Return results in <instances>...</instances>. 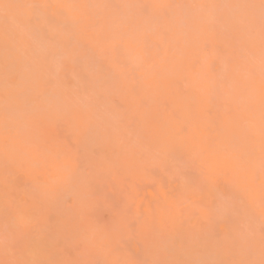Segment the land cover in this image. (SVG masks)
I'll list each match as a JSON object with an SVG mask.
<instances>
[{"label": "bare ground", "instance_id": "obj_1", "mask_svg": "<svg viewBox=\"0 0 264 264\" xmlns=\"http://www.w3.org/2000/svg\"><path fill=\"white\" fill-rule=\"evenodd\" d=\"M15 1L17 0H11V2ZM43 1L44 3L52 4L101 2L102 4H114V2L110 3L109 0ZM224 1L227 2L226 4H229L234 3L236 0H179L180 5H183L182 3L184 2H191L193 4H224ZM122 3L172 5L170 0H118L117 2V4ZM229 10L221 9L212 14H203L199 10L187 11L179 8L172 10L160 9L158 10L162 14L160 27L166 31L167 43L159 46L156 44V37L153 36L154 46L147 54H144L134 44H129L122 51H118L119 53L122 52V58L124 57L126 60L118 58L121 56L120 54H118L120 56L116 57V51H113L104 41L96 39L95 30L87 22H82L77 25L74 34L68 35L59 27L60 23L63 22V18L58 17L55 22H50L47 19L50 10H45V15L43 14L42 16L46 18L43 17V20L36 19L29 22L32 30L41 33L43 36L42 46L27 42L18 54L6 62L3 51V29L5 27V21L0 16V126H2V118L6 106L11 109L20 128L27 129L25 131L23 130L24 133H33V130L37 132L40 126V132H44L43 134L46 136L47 134L49 136L51 135V138H53L56 134V130H54L56 129V123L57 126L59 124L58 129L60 126L63 128V125H65L64 130L66 128L69 130H66L64 136L67 134V131L71 135L76 133L75 136L78 137L76 139L78 142L76 143H79V145V139L81 141V139L83 140L86 137L85 139L88 140L86 143L91 148L89 146H86L88 147L86 148L84 145L86 143L81 141V147H78L79 145L77 144L78 150H81V153L76 152L77 148H75V151L72 149L68 150L70 144L67 145V142L62 138L61 140L63 141L59 140L61 141V146L64 145V148L66 147L65 149L73 158L75 157V152L77 154L80 153L84 160H87L88 163L91 162L92 167L103 168V171L97 175L101 176V174H104V178H106V174L111 175L115 182L114 184H116L119 176L123 177L124 175H128L127 170L121 167V162L125 156L139 153L149 142L154 141L162 124L170 122L174 125L188 124L190 126V132L186 141L175 149L176 158L166 170L162 169L163 172L173 175L171 177L175 178L176 187L174 189L169 187L168 190L161 191V194L159 192L157 203L149 204L144 211V215L151 216L154 213L157 215L165 214L170 209L174 214L176 226L169 229L164 239L154 244L148 243L139 230H136V234H134L141 243L140 246L142 245L145 248V253L141 257L142 261H145L147 258L148 260L146 262L148 264H151L154 260H170L179 261L182 264L184 262H187V264H198L201 261H230L243 258V249L248 235L247 228L244 225L247 222L243 223L245 219L235 214L233 217L236 216L235 218L238 219L237 223L235 222L238 225L235 226L234 223L231 225L228 219H226L227 217L223 219L221 215H224L223 212H227V214L231 212L233 214V211L236 210L242 213V210H245V208L242 205H236L235 208L230 209L220 201L219 197L221 195H238L241 188V184L238 182L242 183L245 180L248 182V178L244 175L235 185L233 184L231 186L229 184L230 177L236 173V168L227 159H223L220 166L214 167L211 172H205L202 175L200 174V176H195L191 181L184 178L179 172L176 173L177 171L174 170L186 161L189 152L204 149L207 152H215L221 158H224L226 151L233 144L241 148L246 144L244 122L248 118V108L252 100L247 90L246 72L243 73L245 68L238 58V50L234 49L235 45L231 43L232 41H236L233 37H237V35L239 38L246 36L242 35L241 31L239 33L235 31L237 29L236 20L230 14L232 12L236 14V12L233 10L230 12ZM100 12L102 14H111L112 10L102 9ZM25 14V9H18L14 12V15L20 23H25ZM119 14L127 18V26L129 28H147L152 24V21L136 16L132 9H122ZM201 15H206L204 21L197 19ZM210 24H214L216 29L214 47H209L206 53H201L195 43V38L197 35L203 34L204 30ZM224 27L231 29L228 31V35L230 36L228 42L223 37ZM216 49L226 54L223 61L216 59ZM67 51L71 52V56L66 54ZM252 52L255 55H259V45H255ZM203 55L208 57L207 64L210 67L208 69V79L202 77L203 69L200 65H197L195 69L192 67L193 60L197 56ZM87 56L91 57L96 67H85V65L91 62ZM56 57L59 61L64 59L61 61V64L63 63L61 66L62 69L67 66L68 62L69 67L72 63L71 69H69L70 71H62L63 74L62 72L60 73V70L58 74V71H55L56 68L54 67ZM116 58L120 59V62ZM53 59L55 60L53 61ZM100 62H102L103 66H101ZM47 63L50 65L49 67H47ZM134 64H136V67L138 65L140 67L135 68ZM105 65H107V70L110 71L108 74L113 73L110 79L107 75ZM76 66L80 67V71L83 69L82 71L88 70V72H92L90 74V76L92 75V83H90L88 78L87 80L89 82L87 81L86 83L91 85L88 90L92 93L93 97L103 95V93L100 95L101 92L98 94L95 93V89L97 91L98 89H103L104 91H106L105 89L109 90L108 95H105L107 94L106 92L104 93L106 97L102 96L100 98L98 96L97 100L100 101L102 98H107V103L105 100L101 103L104 106L106 104L109 105V114L107 113L106 115L105 112V114L101 112L102 115H100L101 118L104 117L105 120H109L110 124L108 122L106 123L104 119L99 120L98 131L89 135L91 137L81 133L83 132L82 124H77V121L76 124L69 120H60L55 123L48 121L49 117L55 114V112L58 113L61 111L60 108L65 109L66 104L69 103L70 94L71 96L77 94L76 89H72L76 84L74 80L81 78V82L86 81V78L84 80L82 79L84 77L80 73L75 78V73L79 70L76 69ZM133 67L136 69L135 71ZM73 68L77 72H73ZM102 68H105V70L101 71L100 69ZM89 69L92 71H89ZM50 71H55L53 73L55 76L53 74L45 76V73H51ZM67 72L69 74H66ZM102 72H105L106 75H103ZM65 74L68 76V79ZM225 74L229 79L227 81H221L219 78ZM50 78L51 80L62 81L65 85L67 84L66 86L67 88L69 87V92L59 93L57 90L47 87L46 82ZM71 79L72 81L69 85L67 82ZM86 83L85 85L83 84L84 86L80 83L74 87H78L79 90L81 87L82 89L85 86L89 87ZM113 84L116 86H112ZM229 87L232 88V91L227 93ZM93 89L94 92H92ZM26 93L28 94L27 96L30 95V99L26 100V97H24ZM22 94L24 95L22 96ZM239 98L246 99V103H241ZM49 99L53 100L50 101ZM114 100H117L115 101L116 103L118 102L117 106L114 104ZM53 101L54 103H52ZM94 102L96 103V99ZM56 103L59 108L53 106ZM99 105L102 104L99 103ZM24 107L30 110V113L27 114L24 111ZM98 111L100 113L101 110L98 108ZM111 122H113V126ZM27 124L30 125L27 126ZM42 125L47 127H43ZM66 125L72 129L68 128V126L66 127ZM70 130L75 131L71 132ZM136 132L137 137L135 138V135L134 137L132 135ZM49 136L47 137L50 138ZM91 138L92 143L90 142ZM54 139L58 138L54 137ZM93 143L95 144L93 145ZM83 145L85 149H81ZM2 147L3 135L0 132V208L4 206L7 200H15L28 210L32 223L24 229L23 240L25 247L15 257L5 256L3 243L4 233L1 229L3 227L0 226V233H2L0 235V253L2 254H0V258L61 261V257L58 254V246L60 245L62 247L67 244L69 238L72 241V238H74L75 243L80 241L78 236L69 228V222L72 217H69V214L66 213L67 207L71 208L69 210H72L73 205L71 206V201L69 203L67 202V206H64L66 202H62L64 199V197L62 198L63 194L56 190V185L48 181L44 176L45 173H41L30 166L28 163V153L31 149L26 144L22 142L18 143L17 162L10 164L7 170L3 164ZM81 156H78V158L80 157L81 159ZM83 162L85 163L86 161ZM108 162L111 163V168L105 166ZM151 166L153 167L150 162H146L144 165L147 169ZM145 174L135 175L132 180L136 181V177L145 179L148 172ZM95 176L93 175L92 178ZM98 176H96L97 178L95 177L96 180L99 178ZM92 178L91 180L93 182ZM46 181L48 182V188L44 187ZM192 185L200 186V190L196 191L195 194L191 191ZM186 195L192 200L202 202L209 210L205 214V218L195 227L189 226L188 224L180 225V221L184 219V214H179V211H182V209L178 204L181 198L185 199L188 203ZM257 200L258 196L255 194V200L249 201L247 212L258 213L256 216L259 218L260 205L258 207L255 206ZM73 201L76 204V200L74 199ZM74 206L77 207L78 204ZM76 207L74 208L75 211L78 209ZM51 211L57 213V217L55 216L57 219L54 220V223L53 220L47 217V214L51 213ZM229 217L231 219L230 214ZM214 222H216V226H214ZM258 224H260V221ZM212 231L218 232L212 233ZM124 234V237L127 238L131 232L129 234L125 232ZM71 240L69 242H72ZM256 240L257 242L259 240L257 235ZM80 244L82 245L83 243L80 241ZM80 244L77 243V245ZM48 246H50V250H48ZM226 247L232 248V251L228 254L224 252ZM88 250L90 252L92 251L91 255L93 257L91 259L102 258L100 255L101 258L97 255L98 252L96 249L90 248ZM145 255L146 257H144Z\"/></svg>", "mask_w": 264, "mask_h": 264}, {"label": "snow or ice", "instance_id": "obj_2", "mask_svg": "<svg viewBox=\"0 0 264 264\" xmlns=\"http://www.w3.org/2000/svg\"><path fill=\"white\" fill-rule=\"evenodd\" d=\"M199 10L203 14H212L221 9H230L238 13L236 25L242 29L248 43L255 46L258 41L259 56L254 57L248 49H242V53L249 57L247 64V90L252 100L248 108V118L244 122L246 144L243 148L233 144L221 158L215 152H207L204 149L188 153L185 161V169L196 167L202 173L211 172L214 167H219L223 159H227L233 167L242 170L248 178L244 194L250 200H255V194L259 193V240H256L254 226L250 223L247 229V240L243 249V258L230 261L214 260L201 261L198 264H264V0H238L235 3H199L187 5H162L155 3L139 4H101V3H26L18 4L11 0H0V16L5 21L3 29V51L6 62L18 54L27 42H34L40 37L32 30L29 23L33 19H40L45 10H50L47 19L55 22L58 17L63 18L59 27L68 35L82 22H87L96 33V39L104 41L113 51H120L129 44H134L147 54L153 45L152 37H156L159 46L167 43L166 31L160 27L162 14L160 9L172 10ZM25 9V23H20L14 12ZM109 9L111 14H102L98 10ZM122 9H132L138 17L152 21L147 28H129L127 18L119 14ZM197 19L204 21L206 15ZM215 25L210 24L204 33L197 35L195 43L201 53H206L209 47H214ZM216 59L223 61L226 54L215 50ZM66 54L71 56V52ZM206 55L197 56L192 67L197 65L203 68L207 62ZM258 73V80H257ZM227 81L225 74L219 78ZM46 86L53 90L68 91L67 86L57 80H48ZM112 86H116L113 84ZM232 88L227 89L230 93ZM98 105L94 102L92 93L85 86L75 96H69V103L61 112L49 117L50 122L69 120L80 121L85 135H91L98 131L100 120ZM0 132L3 135V164L7 170L10 164L17 162L18 143L26 144L31 151L28 153V163L41 173L52 174L50 181L56 185V190L63 194L65 202L75 199L78 209L69 222V228L85 245V250L94 248L101 259H89L83 261H36L16 258L0 259V264H146L126 251L122 240L125 232L139 230L146 241L154 244L164 239L171 227L176 226L174 214L169 209L165 214H153L147 216L117 211L116 218L112 221L100 219L95 215L97 192L91 180V176L99 174L103 168L92 167L91 162L83 163L74 159L70 153L54 138H48L42 132L24 133L16 121L11 109L6 106L2 118ZM190 132L188 124H171L165 122L158 130L154 141H151L139 153L126 155L121 162V167L127 170L126 181H131L133 176L141 175L148 171L144 167L150 162L156 168L167 169L176 158L175 149L182 145ZM111 168V163L105 165ZM185 174V170H181ZM48 188V182L44 184ZM200 186L192 185L191 191L195 194ZM188 200L184 219L180 225L188 224L195 227L209 212L206 205L197 200ZM251 215H255L254 212ZM32 223L27 209L15 200H7L0 208V226L3 227V243L6 257H15L24 247L23 232ZM234 247V246H233ZM232 251L231 247L224 249L225 254ZM151 264H182L179 261L154 260ZM187 264V262H184Z\"/></svg>", "mask_w": 264, "mask_h": 264}, {"label": "rangeland", "instance_id": "obj_3", "mask_svg": "<svg viewBox=\"0 0 264 264\" xmlns=\"http://www.w3.org/2000/svg\"><path fill=\"white\" fill-rule=\"evenodd\" d=\"M222 1V0H221ZM227 1H231V0H227ZM101 2V1H100ZM109 2L110 3H112V2H114V4H117V2H118V0L115 2V0H113V1H111V0H109ZM170 2H171V4L172 5H180V2H179V0H170ZM235 2H238V0H236ZM234 2V3H235ZM14 3H18V4H26V3H38V4H40V3H44V1L43 0H23V1H15ZM227 2L226 1H224V4H226ZM54 4V3H53ZM101 4H102V2H101ZM113 4V3H112ZM113 4V5H114ZM183 5H187V4H193V3H191V2H184V3H182ZM100 11V10H99ZM230 12H232V10H229ZM230 14V13H229ZM45 15V14H44ZM122 15V14H121ZM231 15V17H233V18H235V20H236V18L238 17V13H231L230 14ZM43 17H45V16H41V18L40 19H38V20H43L44 18ZM215 18H216V16H214ZM46 18V17H45ZM34 20H36V19H33V21ZM30 22H32V20L30 21ZM29 23V22H28ZM229 26V25H228ZM92 28V27H91ZM90 29V28H89ZM229 30H231V29H228L227 27H224V29H223V31H224V34H223V37H224V39L228 42L229 40H230V36L228 35L229 34ZM87 31H88V29H87ZM235 31H237L238 33L241 31L242 33V35H245V33H244V31L242 30V29H236ZM39 37H40V39L39 40H37V41H34V42H31L32 44H34V45H39V46H42V44H43V36L41 35V33H39V32H35ZM227 35V36H226ZM246 36V35H245ZM232 37V36H231ZM236 41L234 42V41H232L231 43H233L234 45H235V47H234V49H237L238 50V53H239V60L241 61V63H242V65H243V67L245 68L244 69V71H243V73H245L246 72V75L245 76H247V71H246V69H247V63L249 62V57L248 56H246L244 53H242V49H248L250 52H251V54L254 56V57H256V58H258V56L259 55H255V54H253V52H252V50H253V46L252 45H250L249 43H248V40H247V37H241V38H239V36L237 35V37H233ZM232 38V39H233ZM255 45H259L258 44V41L256 42V44ZM255 47V46H254ZM255 49V48H254ZM120 51H122V50H120ZM122 53V52H121ZM121 53H119V52H117L116 51V54H117V56L116 57H118V56H120V57H118V58H122V54ZM258 53V52H257ZM118 54H120V55H118ZM49 56V55H48ZM91 57H92V55H90ZM62 57V56H61ZM88 57V56H87ZM91 57H88V59H89V61H91L88 65H85V67L87 66L88 68L89 67H91V66H95L96 67V65H95V63H93V61H92V59H91ZM50 58V57H49ZM55 58V57H54ZM94 58V57H93ZM118 58H116V60H119V62H120V59H118ZM60 59H63V58H60ZM87 59V58H86ZM96 59H97V57H96ZM122 59H124V60H126V58H122ZM47 60V59H46ZM49 60V59H48ZM51 60V59H50ZM55 59H53V61H54ZM64 60V59H63ZM63 60H61V61H63ZM85 60V59H84ZM128 60V59H127ZM61 61H59V59L56 57V62L54 63L55 65H54V67L56 68H54L55 69V71L57 70L58 72V74H59V71H60V73L62 72V71H70L69 69H71V66H72V63L70 64V67H69V62H68V64H67V66L66 65H64V66H66L65 68L63 67V69L61 68V66H62V64H61ZM79 61V60H78ZM77 61V62H78ZM80 61H81V59H80ZM75 62V61H74ZM73 62V63H74ZM86 62V61H85ZM104 62V61H103ZM118 62V61H117ZM67 63V62H66ZM101 63V66H103L102 65V62H100ZM208 60H207V62H206V64H205V66L202 68L203 69V71H202V77L204 78V79H208L209 78V75H208V69H210V67L208 66ZM64 64H65V62H64ZM74 64H76V63H74ZM47 65H48V63H47ZM52 65V64H51ZM80 65V64H79ZM81 65H82V63H81ZM50 65H48L47 67H49ZM53 67V66H52ZM77 67V66H76ZM83 67V66H82ZM134 67L135 68H139L140 67V65H138V67H136V64H134ZM133 67V68H134ZM105 68H106V70L108 69L107 68V65H105ZM105 68H102V69H100L101 71H103V70H105ZM134 68V71L136 70ZM47 69V68H46ZM53 69V68H52ZM76 69H79L78 70V72H77V70ZM76 69H72L73 70V72H77V73H75V78H77V74L78 73H80V74H83V75H81L82 77H84V78H82L83 80L85 79L86 81H84L85 83L88 81V80H90V83H92L91 81H93L92 80V75L90 76V74H92V72H88V70H87V68H85L87 71H80V67H77ZM95 69V68H94ZM48 70V69H47ZM91 69H89V71H90ZM55 71H53V72H51V73H45V76H49V75H52L53 73H55ZM92 71V70H91ZM63 73V72H62ZM71 73H72V71H71ZM103 73V72H102ZM108 73H110V71H108L107 70V75L109 76V79L111 78L110 76H113L112 74L113 73H111V74H108ZM64 74V73H63ZM62 74V75H63ZM66 74H69V72H67ZM65 74V75H66ZM80 74H78V75H80ZM106 75V73L104 72L103 73V75ZM54 75V74H53ZM62 75H60L61 77H62ZM73 75V74H72ZM55 76V75H54ZM66 77H67V79H68V76L66 75ZM74 78V79H75ZM80 78V77H79ZM87 78H88V80H87ZM107 78V77H106ZM257 78H258V73H257ZM51 79V78H50ZM55 79V78H54ZM67 79H65L64 78V80H66L67 81ZM70 79V78H69ZM81 79V78H80ZM80 79H76V80H74L75 82H76V84H80L81 83V85H85V83L84 82H81V80ZM71 81H72V79L70 80V81H68L67 83L69 84V83H71ZM62 82V81H61ZM65 82V81H64ZM89 82V81H88ZM64 84V83H63ZM73 84V83H72ZM75 84V85H76ZM67 85V84H66ZM70 85V84H69ZM74 85V86H75ZM83 85V86H84ZM86 85H88L87 83H86ZM93 85V84H92ZM97 85V84H96ZM72 87V89L73 90H75L76 92H78L79 91V89H78V87L77 88H75V87ZM89 87V89H90V87H91V85H88ZM94 86V85H93ZM69 88V87H68ZM67 88V89H68ZM93 88H95V87H93ZM71 89V88H70ZM71 89V90H72ZM81 89H82V87H81ZM80 89V90H81ZM101 90V91H100ZM106 91H104L103 89H98V91L95 89V93H100L101 92V94L100 95H102V93H103V97H106V96H104V93L106 92L107 94H105V95H108L109 94V90H107V89H105ZM59 93L60 92H66V93H68L69 91H61V90H57ZM75 91H73V92H75ZM104 91V92H103ZM27 92V91H26ZM31 92V91H30ZM92 92H94V89H93V91ZM57 93V92H56ZM25 94V93H24ZM24 94H22V96L24 95ZM96 94V95H97ZM28 94L26 93V96H24V97H26V100L27 99H30V95L29 96H27ZM61 95V94H60ZM71 95V94H70ZM49 96H50V94H49ZM75 96V95H74ZM99 96V95H98ZM98 96H94V98L96 99V103H97V105H98V108H99V110H101L100 111V113L99 114H101V112H105L106 113V115H107V113H108V107H109V105H107L106 104V106H104L103 105V103H101V102H103V100H105V102L107 103V98L106 99H104V98H102V100H100V101H98L97 100V97ZM102 96H99L100 98L102 97ZM58 97V96H57ZM108 97V96H107ZM24 99V98H23ZM94 99V100H95ZM50 101H52L51 99H49ZM55 100H56V97H55ZM63 100V99H62ZM239 100H240V102L241 103H246V99H244V98H239ZM65 101H66V99H65ZM115 101H117V100H114V102ZM49 102V101H48ZM51 103V102H50ZM52 103H54V101L52 102ZM58 103H59V101H58ZM62 103V102H61ZM99 103L100 104H102V105H99ZM114 104H116V106L118 105V102L116 103H114ZM67 105V104H66ZM53 106L55 107V108H59V106L57 105V103L54 105L53 104ZM63 107V106H62ZM101 108V109H100ZM61 109V111L62 110H64V108H60ZM58 110V109H57ZM24 111L28 114V113H30V110H28L26 107H24ZM60 111V112H61ZM32 112V111H31ZM32 113H34V112H32ZM45 113V112H44ZM51 113V112H50ZM56 113V112H55ZM104 113V114H105ZM47 114V113H46ZM49 114V113H48ZM53 114V113H52ZM103 114V115H104ZM109 114V113H108ZM51 115V114H50ZM102 115V114H101ZM101 115H100V117H101ZM47 116V115H46ZM49 117V116H48ZM47 118V117H46ZM20 119H22V118H20ZM101 119H104L105 120V118L104 117H102V118H100V120ZM22 120H24V119H22ZM39 121V120H38ZM49 121V120H48ZM62 121V120H61ZM106 121V123L108 122L109 123V120H105ZM25 122V121H24ZM24 122H22L23 124H24ZM29 123H30V121H28ZM40 122V121H39ZM100 122V121H99ZM104 122V121H103ZM59 123V122H58ZM75 124H76V122H74ZM78 123H81V122H78L77 121V124ZM112 123L113 122H111V125H112ZM35 124V123H34ZM33 124V125H34ZM42 124H43V122H42ZM73 124V123H72ZM71 124V125H72ZM110 124V123H109ZM30 125V124H29ZM28 124H27V126H29ZM39 125H40V123H39ZM52 125V124H51ZM60 125H61V122H60ZM68 125H70V124H68ZM68 125H66V127L68 126ZM110 125V126H111ZM43 127H47V126H44V125H42ZM58 126H59V124H58ZM58 126H57V123H56V129H54V130H56L55 132H56V134H55V136H53V138L54 137H56V138H58V139H55V140H57V141H59V140H61V138L63 139V140H65L66 142H67V145H69V148H68V150L69 149H72L73 151H75V148H77L76 149V152L78 151V152H80L81 150H78V147H81V144H82V142L83 143H86L88 140H86L85 138H83V140L81 139V141H80V139H79V142H80V145H79V143H76V142H78V141H76V139H78V137H76L75 136V134H73V135H71V133L69 132V131H67V134L64 136V133L66 132V130H69V129H67L66 128V130H64L65 128V125H63L64 127L62 128L61 126H60V128H61V130H60V128L58 129ZM74 126H76V125H74ZM113 126V125H112ZM80 127V126H79ZM109 127V126H108ZM68 128H71V127H69L68 126ZM75 128V127H74ZM78 128V127H77ZM110 129H111V127H109ZM44 129V128H43ZM64 131H63V130ZM72 129V128H71ZM76 129V128H75ZM21 130H22V132H23V130L24 129H22L21 128ZM25 130H27V129H25ZM24 130V131H25ZM40 130H41V127L39 126V132H40ZM53 130V131H54ZM60 130V131H59ZM80 130V129H79ZM35 130H33V132H34ZM50 131V130H49ZM71 131V130H70ZM72 131H75V130H72ZM71 131V132H72ZM81 131V130H80ZM80 131H79V133H80ZM61 132V133H60ZM84 132V131H83ZM83 132H81L82 134H85V133H83ZM44 133V132H43ZM50 134H51V131H50ZM54 134V133H53ZM52 134V135H53ZM138 134H139V132H138ZM62 135V136H61ZM77 135H78V133H77ZM131 135V134H130ZM134 135H135V138L137 137V132L136 133H134L132 136L134 137ZM46 136V135H45ZM47 136H49L48 134H47ZM64 136V137H63ZM74 136V137H73ZM82 136V135H81ZM87 136V135H86ZM89 136V135H88ZM50 138H51V135L49 136ZM89 137H91V136H89ZM72 138H73V140H72ZM79 138H81L80 136H79ZM89 139V138H88ZM63 140H61V141H63ZM61 141H59V143L61 142ZM75 141V142H74ZM91 143H92V138H91V141H90ZM94 142V141H93ZM61 144V143H60ZM64 144V143H63ZM66 144V143H65ZM77 144L79 145L78 147H77ZM88 143H86V144H84L85 145V147L86 146H89V145H87ZM90 144V143H89ZM95 143H93V145H94ZM62 145V144H61ZM66 145V146H67ZM84 145L82 146V148L81 149H85V147H84ZM91 145V144H90ZM62 147H64V145L62 146ZM84 147V148H83ZM66 148V147H65ZM86 148H88V147H86ZM89 148H91V146H89ZM71 150V151H72ZM75 152V157H76V155H77V157H76V159L78 158V156H81L82 154H80V153H76ZM75 157H74V159H75ZM78 159H80V157L78 158ZM81 161L83 160V161H86L87 162V160H84L83 159V156H81V159H80ZM82 161V162H83ZM85 162V163H86ZM84 163V162H83ZM88 163V162H87ZM151 168V169H150ZM150 169V170H149ZM149 169H148V174H147V172H146V178L145 179H142V178H139V177H136V181H133V180H131V181H126V179H125V177L127 176V175H124L123 177H121V176H119L118 178H117V182H116V184H114L115 182L113 181V179H112V177H111V175H105V177L106 178H104V174H101V176H98V175H96V176H98L99 178L96 180V178L94 177V178H92L93 176H91V178L93 179V185H94V187H95V190H96V192H97V202H96V206H95V215L96 216H98L100 219H102V220H104V219H107L108 221H112L113 219H115L116 218V213H117V211H120V212H124V213H130V218H131V216H135L136 214H138V213H140V214H144V211H145V208H146V206H148L149 204H155V203H157V200H158V198H159V192H160V194H161V191H166V190H168V188L169 187H171V188H173L174 189V187H176L175 186V184H176V180H175V178H173V177H171V176H173V175H171V174H167V173H165V172H163L162 171V169H160V168H156L155 170H153L154 169V166L152 167H149ZM175 171H177L176 173H178L179 172V174L180 175H182L184 178H186V179H188V180H192V178L193 177H195V176H200V174L202 175V172H201V170L199 169V168H196V167H191V168H187V169H185V162H183L182 163V165L180 166V167H176L175 169H174ZM181 170H185V174H181ZM52 174H49V173H45V177L48 179V181H50V176H51ZM246 176L247 177V175H246V173L244 172V171H242V170H239V169H236V173L232 176V177H230V183L229 184H231V186H233V184L235 185V183L237 182V181H239L241 178H242V176ZM111 177V178H110ZM121 177V178H120ZM102 178V179H101ZM110 178V179H109ZM133 179V178H132ZM135 180V179H134ZM51 182V181H50ZM239 184H241V188H240V192H239V194L238 195H230V196H220L219 198H220V201L222 202V203H224V204H226L230 209L231 208H235L236 207V205H242L244 208H245V210H242L243 212L241 213L240 211H233V214L230 212H228V214H227V212H223V214L224 215H221V216H223L222 218L223 219H225L226 217V219H228V221H229V223L232 225L233 223L235 224V226H237L238 224H236L237 223V220L238 219H236L235 217H233L235 214H238L239 215V217H242V218H244L245 220H244V222L243 223H246L245 225H244V227H246L247 229H248V225L251 223L253 226H254V228H255V233H256V235H257V237H259V225L260 224H258V222L260 221V219L259 218H257V214L258 213H255V215L253 216V215H251V213H248L247 212V206H248V204H249V201H250V199L248 198V196L247 195H245L244 194V189H245V187L247 186V183L248 182H246V180L245 181H243L242 183L241 182H238ZM257 194V196H258V200L255 202V206H259L260 205V200H259V193L257 192L256 193ZM62 198H63V196H62ZM74 200V199H73ZM73 200H70V201H67L68 203L70 202V204H71V206L73 205H77V202H76V204H75V202L73 201ZM61 201V200H60ZM62 202H64L65 203V199H63V201ZM67 202L64 204V206L66 205L67 206ZM74 203V204H73ZM62 206V205H61ZM68 206H70V205H68ZM72 206V210H69V209H71V208H69V207H67L66 209H67V213L66 214H69V217H73L74 216V214H75V212L77 211H75V207L76 206H74L73 207ZM178 206L182 209V211H179V214H185L186 213V208H187V202H186V200L185 199H183V198H181L180 200H179V204H178ZM60 207V206H59ZM78 207V206H77ZM76 207V208H77ZM61 208V207H60ZM62 208H63V206H62ZM65 208V207H64ZM62 210V209H61ZM60 210V211H61ZM64 210V209H63ZM73 211V212H72ZM64 212H65V210H64ZM52 213V214H51ZM51 213H49V214H47V217L50 219V220H53V223H54V220H56L57 218V213H55L54 211H51ZM229 214L231 215V219H230V217H229ZM56 216V217H55ZM54 218V219H53ZM233 218V219H232ZM235 218V219H234ZM70 220V219H69ZM236 222V223H235ZM56 223V222H55ZM204 223V222H203ZM215 223L216 222H214L213 224H214V226H216L215 225ZM204 225H205V223H204ZM218 226V225H217ZM52 228H53V225H52ZM217 228V227H216ZM2 230H3V228H1ZM54 231V230H53ZM55 232V231H54ZM129 232H131V234H130V236H131V238H129V237H127V238H125L124 237V235H123V241H122V244H123V247L126 249V251H128L129 253H131V254H133L135 257H137L138 259H140V260H142V255H143V253H145V248L141 245L140 246V242H139V240L137 239V237H136V235H134V234H136V231H129ZM129 232H127L128 234H129ZM133 232V233H132ZM214 232H218V231H212V233H214ZM2 233H0V235H1ZM216 234V233H215ZM219 234V233H218ZM217 234V235H218ZM135 236V237H134ZM69 237H71V236H69ZM2 238V237H1ZM4 238V237H3ZM66 238H68V237H66ZM73 239V241L69 238V241L71 240L72 242H69L68 241V243L67 244H65L64 246H58V254H59V256L61 257V261H65V260H67V261H83V260H89V259H91V257H93V255H91L92 253V251L90 252L89 250H85V246L83 247V245L84 244H80V241H78V242H74V238H72ZM125 239V240H124ZM62 241V240H61ZM67 241V240H66ZM76 241V240H75ZM62 242H65V241H62ZM77 243L78 244H80V245H77ZM61 245H63L62 243H60ZM142 248H144V249H142ZM90 249V248H89ZM48 250H50V246H48ZM143 250H144V252H143ZM96 251V250H95ZM2 253H3V251H2ZM1 254V253H0ZM2 255V254H1ZM4 255V254H3ZM98 256H99V254H97ZM6 256V255H5ZM58 256V257H59ZM1 257V256H0ZM144 257H146V255L144 256ZM99 258H101L100 256H99ZM1 259V258H0ZM3 259V258H2ZM144 259V258H143ZM146 260H148L147 258H146ZM146 260H145V262H146ZM146 264H148L147 262H146Z\"/></svg>", "mask_w": 264, "mask_h": 264}]
</instances>
